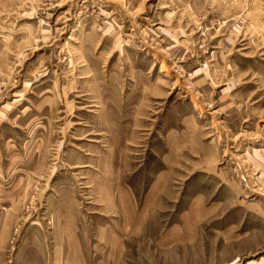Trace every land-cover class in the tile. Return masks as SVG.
Returning <instances> with one entry per match:
<instances>
[{"label": "rangeland", "instance_id": "1", "mask_svg": "<svg viewBox=\"0 0 264 264\" xmlns=\"http://www.w3.org/2000/svg\"><path fill=\"white\" fill-rule=\"evenodd\" d=\"M0 264H264V0H0Z\"/></svg>", "mask_w": 264, "mask_h": 264}]
</instances>
